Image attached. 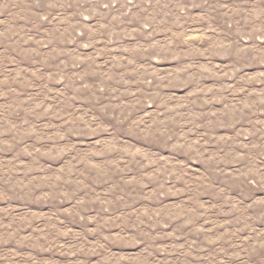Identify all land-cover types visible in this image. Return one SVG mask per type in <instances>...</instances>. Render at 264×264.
Wrapping results in <instances>:
<instances>
[{
	"label": "rangeland",
	"instance_id": "374dc122",
	"mask_svg": "<svg viewBox=\"0 0 264 264\" xmlns=\"http://www.w3.org/2000/svg\"><path fill=\"white\" fill-rule=\"evenodd\" d=\"M0 264H264V0H0Z\"/></svg>",
	"mask_w": 264,
	"mask_h": 264
}]
</instances>
